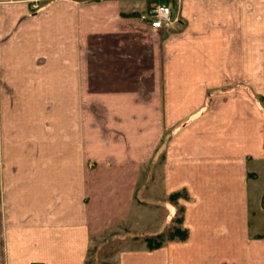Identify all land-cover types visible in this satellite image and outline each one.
Instances as JSON below:
<instances>
[{
    "label": "crops",
    "instance_id": "0c3cea01",
    "mask_svg": "<svg viewBox=\"0 0 264 264\" xmlns=\"http://www.w3.org/2000/svg\"><path fill=\"white\" fill-rule=\"evenodd\" d=\"M261 181L264 0H0V264H264Z\"/></svg>",
    "mask_w": 264,
    "mask_h": 264
},
{
    "label": "rangeland",
    "instance_id": "374dc122",
    "mask_svg": "<svg viewBox=\"0 0 264 264\" xmlns=\"http://www.w3.org/2000/svg\"><path fill=\"white\" fill-rule=\"evenodd\" d=\"M165 1V0H163ZM167 3V2H166ZM35 4H33V8L34 9H39V4L37 1V7H35ZM161 155L160 158H158V161H156L155 163V167L157 170V174H159V166L161 163ZM150 174V176L152 175V169L149 173H146L145 175ZM145 179V178H144ZM143 179V180H144ZM143 180H141L140 184H142ZM263 180V179H262ZM260 190H264V181H261V187L259 188ZM253 191L251 190V201H252V208L253 206H257L258 204V195L256 194V196H253ZM147 195L152 196L153 195V190L150 188L146 191ZM179 193L175 192L173 194ZM180 193L178 196L170 195V200L172 201H179V198L181 196H187L186 191H180ZM146 197V195H144ZM158 200V199H157ZM264 205V204H263ZM180 217V218H179ZM178 218L180 221H178ZM170 227H167L166 229H164V227H162L161 232H158L156 234H149V235H145L144 237H142L141 235L139 236L134 235L133 236V232L130 228H128V230H124L123 228H118V229H113L112 232L110 234H106L102 237H100L97 242L96 245L92 246V249L90 250L89 253V263L88 264H118V260H117V255L118 253L123 249L126 248L127 246H138L139 245H145L147 248H149L146 238H150L153 236H156L157 234H166L172 230H174L176 227H180V229L182 230H186L187 235L183 238H187L189 232L188 229L183 226V205L180 204L179 208H178V212L176 213V215L174 216L172 223L170 224ZM252 227H254V229H259V228H263L264 227V215H257L254 216V218H252V222H251ZM177 240H182V239H177ZM167 242V241H166ZM164 242V243H166ZM128 243V244H127ZM163 243V244H164ZM132 248V247H129Z\"/></svg>",
    "mask_w": 264,
    "mask_h": 264
},
{
    "label": "built area",
    "instance_id": "2783aa9c",
    "mask_svg": "<svg viewBox=\"0 0 264 264\" xmlns=\"http://www.w3.org/2000/svg\"><path fill=\"white\" fill-rule=\"evenodd\" d=\"M37 7V4H35ZM143 19L150 20V26L156 30L162 29L165 24L174 25L178 20L177 17L173 16L170 5L166 2L156 3Z\"/></svg>",
    "mask_w": 264,
    "mask_h": 264
},
{
    "label": "trees",
    "instance_id": "16d2710c",
    "mask_svg": "<svg viewBox=\"0 0 264 264\" xmlns=\"http://www.w3.org/2000/svg\"><path fill=\"white\" fill-rule=\"evenodd\" d=\"M179 194L182 193H176V194H172L178 196ZM180 218V217H179ZM178 218V221H180ZM187 235L186 230H182L180 229V227H176L174 230L168 232V233H164V234H157L156 236L150 237V238H146L147 244L149 246V248H154L157 246H160L161 244H163L166 241H170V240H177V239H183L185 236Z\"/></svg>",
    "mask_w": 264,
    "mask_h": 264
}]
</instances>
